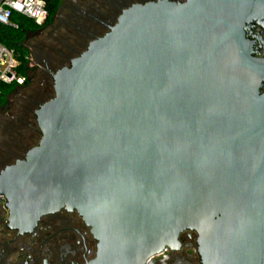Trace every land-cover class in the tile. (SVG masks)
<instances>
[{
    "label": "water",
    "instance_id": "1",
    "mask_svg": "<svg viewBox=\"0 0 264 264\" xmlns=\"http://www.w3.org/2000/svg\"><path fill=\"white\" fill-rule=\"evenodd\" d=\"M264 6V0H260ZM259 0L123 10L52 75L41 135L0 171L8 226L77 211L90 264H141L200 233L202 264H264V62L244 24Z\"/></svg>",
    "mask_w": 264,
    "mask_h": 264
},
{
    "label": "flooded vegetation",
    "instance_id": "2",
    "mask_svg": "<svg viewBox=\"0 0 264 264\" xmlns=\"http://www.w3.org/2000/svg\"><path fill=\"white\" fill-rule=\"evenodd\" d=\"M157 1L159 0H88L78 7V13L83 12L97 22L99 18L108 20L107 23H101L108 31L109 26L116 23L126 8L133 4ZM169 1L185 3L188 0ZM106 32L93 36L92 40ZM244 33L250 49L256 53L254 56L264 62V6L260 0L259 20L245 23ZM64 66L66 65L62 67ZM259 91L264 92V80L261 78ZM25 154H16V160L24 158ZM14 162L1 166L0 171ZM5 203V199L0 196V264H90L95 259L98 241L77 211L62 209L44 215L32 232L21 234L9 228ZM199 237L200 233L196 230L183 231L177 243L166 246L141 264H202Z\"/></svg>",
    "mask_w": 264,
    "mask_h": 264
},
{
    "label": "rangeland",
    "instance_id": "3",
    "mask_svg": "<svg viewBox=\"0 0 264 264\" xmlns=\"http://www.w3.org/2000/svg\"><path fill=\"white\" fill-rule=\"evenodd\" d=\"M86 1L88 0H62L54 19L38 32L28 35L25 45L30 50L32 68L29 81L10 96L6 106L0 107L1 160L14 162L16 158L8 157L9 152L22 140L29 149L39 143L41 135L37 123L33 118L27 120V108L33 109L34 113L41 104L51 99L54 96L52 74L82 53L93 36L107 31L101 23H107L108 20L99 18L97 22L83 12L78 13V7ZM34 100H42V103L37 106ZM26 120L33 130L26 128ZM20 154L25 153L22 151Z\"/></svg>",
    "mask_w": 264,
    "mask_h": 264
},
{
    "label": "trees",
    "instance_id": "4",
    "mask_svg": "<svg viewBox=\"0 0 264 264\" xmlns=\"http://www.w3.org/2000/svg\"><path fill=\"white\" fill-rule=\"evenodd\" d=\"M45 2L49 16L43 26H45L48 22L54 19L55 15L59 11L62 0H45ZM14 19L19 22V26L17 28L0 24V42L6 45L7 47L14 49L17 52L19 60L21 61L20 71L23 75L26 76L25 83H28L32 68L30 67V50L25 45V41L27 40L29 34L38 32L43 28V26H38L32 20L22 16H15ZM23 86L24 85L20 86L16 83L3 86V95L0 98V107L6 106L9 103L10 96L13 95L19 88H22ZM34 101V104L37 106L42 103V100ZM26 111L27 120H32L33 118V120L36 121L33 109L28 110L27 108ZM27 120L24 122L26 128H30V130H33V127L31 128V126L28 125L29 120ZM35 128L37 130V127ZM27 149H29V146L24 140H22V142H20V144L17 145L12 152H9L10 155L8 157L14 156V158H16V154H19L21 151H26ZM8 163L9 162L7 159H0V168L1 166Z\"/></svg>",
    "mask_w": 264,
    "mask_h": 264
},
{
    "label": "built area",
    "instance_id": "5",
    "mask_svg": "<svg viewBox=\"0 0 264 264\" xmlns=\"http://www.w3.org/2000/svg\"><path fill=\"white\" fill-rule=\"evenodd\" d=\"M15 16L25 17L43 26L49 14L45 0H0V24L17 28L19 22L14 19ZM20 66L17 52L0 42V98L3 86L25 84L26 76L21 73Z\"/></svg>",
    "mask_w": 264,
    "mask_h": 264
}]
</instances>
